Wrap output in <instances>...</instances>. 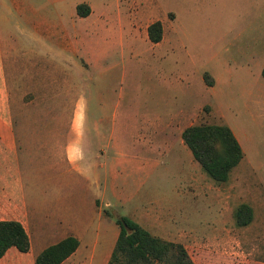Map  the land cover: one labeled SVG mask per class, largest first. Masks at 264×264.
<instances>
[{
    "label": "rangeland",
    "instance_id": "rangeland-1",
    "mask_svg": "<svg viewBox=\"0 0 264 264\" xmlns=\"http://www.w3.org/2000/svg\"><path fill=\"white\" fill-rule=\"evenodd\" d=\"M91 1L106 30L90 25L84 54L75 57L86 66L79 91L89 119L114 121L126 150L156 162L119 174L118 198L107 177L110 212L182 244L196 264H264V0L234 8L228 0ZM155 20L163 26L158 43L146 31ZM205 72L217 77L215 86L204 83ZM64 95L25 90L23 104L13 95L17 132L66 130L56 116L74 114L83 97L69 106ZM200 123L227 124L241 145L244 156L226 182L211 179L181 139L185 127ZM40 201L39 209L55 210ZM240 203L253 209L246 226L235 223ZM36 210L29 207L34 221ZM8 212L0 205V216Z\"/></svg>",
    "mask_w": 264,
    "mask_h": 264
},
{
    "label": "crops",
    "instance_id": "crops-1",
    "mask_svg": "<svg viewBox=\"0 0 264 264\" xmlns=\"http://www.w3.org/2000/svg\"><path fill=\"white\" fill-rule=\"evenodd\" d=\"M240 1L228 0L233 8ZM80 3L89 6L88 15L77 14ZM100 13L91 0H0V205L10 211L0 220L19 221L30 240L27 252L10 247L0 264H35L39 252L68 235L79 245L60 264H107L119 234L115 219L104 214V209L113 210L106 200L107 177L118 198L119 174L148 170L156 163L152 156L126 150L114 121L103 116L90 120L87 114L79 91L86 66L76 60L84 54L88 28L100 24ZM101 24L105 31L106 21ZM212 77L215 86L217 77ZM42 89L65 92L62 103L69 106H76L82 95L83 105L67 117L56 116L68 122L66 130L17 132L12 96L23 104L22 91ZM103 122L109 123L103 128ZM39 199L55 210L39 209ZM32 205L38 221L32 219Z\"/></svg>",
    "mask_w": 264,
    "mask_h": 264
},
{
    "label": "trees",
    "instance_id": "trees-1",
    "mask_svg": "<svg viewBox=\"0 0 264 264\" xmlns=\"http://www.w3.org/2000/svg\"><path fill=\"white\" fill-rule=\"evenodd\" d=\"M76 11L79 16H86L90 8L80 3ZM146 31L152 43H158L163 38L160 20L149 23ZM203 80L207 86L214 83L208 72L203 74ZM181 139L201 169L216 182H226L244 156L239 141L227 124H191L183 129ZM104 214L114 218L119 226L107 264H196L182 244L152 235L127 216H115L108 209H104ZM252 217L253 209L247 203H240L234 210L237 226L248 225ZM78 245L79 240L68 235L39 252L35 264H60ZM10 247L27 252L30 248L29 236L19 221L0 220V258Z\"/></svg>",
    "mask_w": 264,
    "mask_h": 264
}]
</instances>
